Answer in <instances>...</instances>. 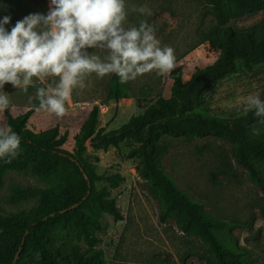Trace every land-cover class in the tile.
I'll list each match as a JSON object with an SVG mask.
<instances>
[{"label": "rangeland", "instance_id": "obj_1", "mask_svg": "<svg viewBox=\"0 0 264 264\" xmlns=\"http://www.w3.org/2000/svg\"><path fill=\"white\" fill-rule=\"evenodd\" d=\"M49 3L50 0H0V19L11 17L9 24L5 25L10 31L16 21L29 14H46ZM125 3L128 15L124 27H138L141 20L152 25L161 46L175 50V67H182L183 81H187L196 68H202L217 58V51L208 42L209 37L215 39L217 30L211 5L201 0H125ZM145 5L151 15L132 10L134 6ZM263 19L264 10H261L232 19L229 24L245 29ZM89 51L102 55L97 49ZM109 77L88 75L85 87L73 90L66 102L64 116L57 117L37 108L28 119L27 128L38 132L57 125L61 133L67 132L62 148L74 154L73 137L94 104L99 106V127L108 132L142 113L157 96L171 95L169 72L159 74L154 70L124 83L130 88L129 97L105 104L103 99ZM33 79L34 86H30L27 92L8 83L4 85L3 91L9 95L13 115L30 108L37 87L53 86L58 78ZM250 95H258L264 100V61L250 68L238 62L234 74L207 90L205 102L196 111L208 117L230 119L245 113L244 101ZM0 126H6L3 111H0ZM164 140L168 152L163 164L180 189L203 201L210 217L230 223L224 240H232L238 248L245 249L244 264H264V198L246 169L236 163L231 144L212 136L193 140L166 136ZM129 149L130 142L127 141L119 147L99 148L86 142V150L97 174H119L124 178L117 187L109 188L123 219L115 221L110 214L103 213L98 218L99 226L92 233V244L69 230L58 231L53 246L66 249L77 246L80 251H99L102 264H206L211 257L207 245L196 236L180 231L173 218L160 222L158 200L138 175L137 159ZM44 185V181L31 173L7 172L0 188V214L28 211L37 203L31 191ZM102 185L109 186L106 182H98V186ZM23 193L30 197L22 199ZM22 255L25 264H37V256L28 248Z\"/></svg>", "mask_w": 264, "mask_h": 264}, {"label": "trees", "instance_id": "obj_2", "mask_svg": "<svg viewBox=\"0 0 264 264\" xmlns=\"http://www.w3.org/2000/svg\"><path fill=\"white\" fill-rule=\"evenodd\" d=\"M201 1L212 6L215 16V39L209 37L208 42L217 51V58L196 68L187 81L182 79L181 66L173 68L169 72L171 95L157 96L142 113L114 130L103 132L99 127V106L94 104L73 137L74 154L62 148L67 132L61 133L57 125L38 132L27 128L38 100L34 99L24 113L13 115L10 106L3 110L6 126L21 137V144L19 155L11 163L0 160V188L9 171L31 173L45 185L31 191L37 203L28 211L0 214V264H25L22 254L26 248L37 256V264H102L99 251L53 246L56 233L69 230L92 244V233L103 213L110 214L115 221L123 219L109 188L117 187L124 178L119 174H97L86 150L87 141L93 148L119 147L130 142L129 151L137 159L136 171L158 200L160 222L173 218L180 231L207 245L211 257L206 264H244L245 249L238 248L232 240H224L230 223L210 217L204 202L180 189L163 164L168 152L166 136L187 140L212 136L227 141L236 163L246 169L264 198V124L259 122L262 118L253 111L230 119L208 117L196 111L205 102L207 90L234 74L238 62L250 68L264 61V19L245 29L229 24L232 19L264 10V0ZM129 90L128 85L111 74L103 102L127 98ZM253 126L260 129L259 135L252 134ZM100 181L109 186H98ZM29 197L26 193L21 195L22 199Z\"/></svg>", "mask_w": 264, "mask_h": 264}, {"label": "clouds", "instance_id": "obj_3", "mask_svg": "<svg viewBox=\"0 0 264 264\" xmlns=\"http://www.w3.org/2000/svg\"><path fill=\"white\" fill-rule=\"evenodd\" d=\"M132 10L151 15L146 5ZM127 15L125 0H50L46 14H29L10 31L5 25L11 17L0 19V111L11 103L3 91L6 83L27 92L34 86L33 78H58L53 86L37 87L35 99L39 110L62 117L73 90L84 88L88 75L115 74L124 84L154 70L170 72L175 50L161 46L154 27L144 20L138 27L125 28ZM93 49L102 55L89 51ZM248 111L264 124V100L258 95L244 101L245 114ZM251 131L260 134L255 126ZM20 144L11 126H0V160L11 163Z\"/></svg>", "mask_w": 264, "mask_h": 264}]
</instances>
